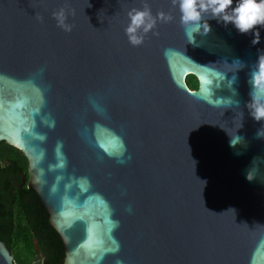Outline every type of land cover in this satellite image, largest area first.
Instances as JSON below:
<instances>
[{"label":"water","instance_id":"obj_1","mask_svg":"<svg viewBox=\"0 0 264 264\" xmlns=\"http://www.w3.org/2000/svg\"><path fill=\"white\" fill-rule=\"evenodd\" d=\"M143 3L0 0V142L26 157L62 264H264V126L245 107L264 27L256 44L215 19L187 37L147 0L172 19L133 46Z\"/></svg>","mask_w":264,"mask_h":264},{"label":"clouds","instance_id":"obj_2","mask_svg":"<svg viewBox=\"0 0 264 264\" xmlns=\"http://www.w3.org/2000/svg\"><path fill=\"white\" fill-rule=\"evenodd\" d=\"M170 2L178 10L179 24L187 37H193L192 34L200 30L206 33L209 30L208 19H215L218 23L223 22L224 25L231 23L239 33L247 34L251 30L252 44L260 40L259 30L255 26L264 27V0H170ZM51 15L58 27L66 32L71 31L72 25L66 23L63 7L56 9ZM125 15L127 23L123 31L128 43L133 46L143 42L145 35L155 28L157 21L167 22L172 19L168 13L163 11H158L154 16L147 5V0H144L140 8L128 9ZM232 64L236 65L235 70L244 66L239 60H234ZM234 81L235 72L229 86ZM248 83L250 85L249 100L245 102V107L253 120L262 122V127L264 126V51L258 50L256 61L249 69ZM227 102L230 105L239 104V101L230 97L227 98ZM261 127L256 132L258 137H262ZM229 143L236 142L230 139ZM116 264H122V262L117 260Z\"/></svg>","mask_w":264,"mask_h":264},{"label":"trees","instance_id":"obj_3","mask_svg":"<svg viewBox=\"0 0 264 264\" xmlns=\"http://www.w3.org/2000/svg\"><path fill=\"white\" fill-rule=\"evenodd\" d=\"M196 90L193 75L185 78ZM28 162L17 148L0 142V240L15 264H62V241L38 195L27 187Z\"/></svg>","mask_w":264,"mask_h":264}]
</instances>
